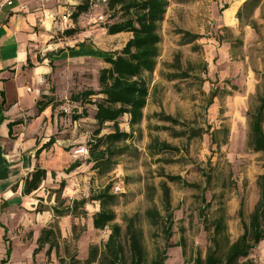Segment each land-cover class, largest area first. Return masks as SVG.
<instances>
[{"label":"rangeland","instance_id":"1","mask_svg":"<svg viewBox=\"0 0 264 264\" xmlns=\"http://www.w3.org/2000/svg\"><path fill=\"white\" fill-rule=\"evenodd\" d=\"M89 1V12L73 23L72 27L79 29L77 33L66 36L63 31L68 28L57 29L50 39L37 42L35 49L38 64L44 60L49 65L43 81L47 92L44 93L54 98L47 137L60 139L63 154L73 155L74 149L83 145L89 153V142L96 129L92 102L102 97L91 96V102L81 106L70 99L71 94L98 90V72L106 65L104 53L119 51L128 39L127 33L110 35L106 31V25L118 20V14L113 15L102 0ZM206 1L204 18L193 17L192 13L187 17L176 14V23L169 20L171 11L164 17L159 28L161 41L156 65L152 72L144 74L149 95L143 119L135 127L133 140L126 142L129 149L116 158L118 164L111 171L99 174L93 170L85 183H77V199L109 182L120 184L122 191L112 190L118 196L113 207L116 221L124 227V215L138 214L148 260L157 248L164 247V239L161 226H150L145 211L156 207L166 216L162 200L167 190L171 218L165 222L172 220L173 234L165 264H194L195 257H204L209 246L206 228H211V221L219 214L225 218L229 240H235L242 232L238 217L240 200L244 198L248 214L258 199L256 179L262 172L263 160L262 153L248 146L247 112L254 108L258 94L264 93V0L245 7V0H222V6H233V29L223 27L219 19H209L207 6L211 2ZM73 6H68V10L72 11ZM99 15L103 16L101 20ZM36 85L29 84L35 94ZM55 91L59 95L64 92L65 97L55 96ZM213 91L217 95L210 102ZM83 108L87 116L72 120L71 116ZM21 119L23 124L30 117L25 114ZM119 125L129 130L125 117ZM46 127L43 123L40 126L43 133ZM110 131V124H105L99 135ZM155 140L168 147L153 148L157 145ZM88 156L77 159L84 163ZM59 162V171L64 172L67 164ZM62 200L58 193L54 205L60 210L65 208L64 204L59 205ZM85 208V216L62 222V230L59 228L57 234L59 248L51 252L49 262L44 247L38 253L43 261L35 264H59L62 260L73 264L87 257L91 245L102 246L108 230H95L91 221L98 203H88ZM250 256L264 261V240Z\"/></svg>","mask_w":264,"mask_h":264},{"label":"trees","instance_id":"2","mask_svg":"<svg viewBox=\"0 0 264 264\" xmlns=\"http://www.w3.org/2000/svg\"><path fill=\"white\" fill-rule=\"evenodd\" d=\"M256 1L245 0L243 7L250 3L254 4ZM103 3L107 9L114 13L113 15L118 14V20L106 25L107 33L110 35L127 33L128 39L119 51L104 53L103 61L106 65L98 72V90H80L70 96L72 101L82 106L86 102H91V96L102 95L101 98L92 102L95 106L93 119L96 129L89 142V156L86 160L91 164V169L96 170L99 174L111 171L118 164L116 158L127 152L130 144L126 142L133 140L135 127H139L141 124L143 109L149 95V84L144 74L152 72L156 65L161 41L159 28L165 17L169 0H105ZM91 6L89 0H83L72 7L73 10L70 12L74 24L78 22L80 15L89 12ZM237 17L240 20V11L237 12ZM78 31V27L74 26L65 29L63 33L66 36H72ZM216 95V92L213 91L210 95V102ZM4 97V91L0 90V122L4 119ZM53 106L52 94L43 93L35 102L37 113H41L48 107L53 109ZM86 116L87 110L83 108L80 113L72 115L71 119L75 121ZM124 117L129 130H125L119 125L120 119ZM247 117L248 146L253 151L262 153L263 160L262 172L256 179L258 199L248 214H245L244 198L240 200L238 217L242 232L233 241L229 240L223 214H219L211 221V228H206L209 232V246L204 257L199 255L195 257L194 264H258L250 254L259 242L264 240V93L258 94L257 103L253 109L247 112ZM21 123L22 119H17L8 124L10 137H13V127ZM105 124H110L111 131L99 135ZM53 142L54 137L51 136L42 148ZM120 142L124 144L121 145ZM155 142L157 145L153 148H158V150L168 147L165 142H158V140ZM80 163L79 160L74 161L67 171L73 170ZM45 176L46 170L36 167L25 178L23 193L29 194L37 190ZM62 186L63 182L56 191L55 200ZM112 187L113 183L109 182L99 190L90 192L89 195L82 198L72 200L64 198L59 204L65 205L64 210L54 206V217L48 226L41 229L36 240L37 246L33 250V257L46 247L44 254L49 262L51 252L53 250L57 252L59 248L57 242L58 217L63 215L85 216L87 214L85 205L97 202L99 208L92 214V227L98 231L107 228V237L102 246L91 245L87 257L82 261L77 259L73 264H165L168 258L167 249L172 246L170 238L173 234L172 220L168 223L165 222L168 221L167 218H171L167 190H164L162 200L166 216H162L156 207L145 211L150 226H161L164 239V247L157 248L154 256L148 260L147 251L143 245L142 228L138 224V214L124 215L122 218L124 227L116 221V212L113 207L118 196L113 193ZM73 239L76 240L77 237L73 236ZM10 252L11 245H8L1 264L8 262ZM59 264H65V262L62 260L59 261Z\"/></svg>","mask_w":264,"mask_h":264},{"label":"crops","instance_id":"3","mask_svg":"<svg viewBox=\"0 0 264 264\" xmlns=\"http://www.w3.org/2000/svg\"><path fill=\"white\" fill-rule=\"evenodd\" d=\"M203 1L206 0H169L165 18L170 11L169 20L176 23V14L187 17L192 13L193 17L204 18ZM209 1V19H219L223 27L233 29V6H222V0L206 2ZM12 2V5L0 6V90L4 91L5 96L4 119L0 122V264L8 245H11L12 250L6 264H35V261H43L39 254L33 257V250L41 229L48 226L54 217L56 191L61 182V198L77 199V183H85L93 175L91 164L87 162H81L73 170L67 171L70 164L78 159L70 153H62L59 138L56 137L51 145L42 148L50 139L47 132L52 109L48 107L41 113H34L36 100L41 93L46 92L43 81L49 73V65L44 60L39 65L36 60L37 42L53 37L58 29L55 21L57 17L80 0ZM229 10L232 12L228 13ZM198 32L203 33L201 30ZM77 53L78 56L81 52ZM33 82L37 84V94L29 89V84ZM63 94L59 95L55 91V96L59 98L65 97ZM25 114L30 120L24 119L23 124L15 125L13 137H10L8 124L24 118ZM42 123L47 124L44 133L40 129ZM59 160L67 164L64 172L59 171L62 166L60 162L58 164ZM36 167L46 170L45 179L37 190L25 194L24 180ZM83 172L86 173L81 175ZM70 217L59 216V228ZM260 259L259 263H263Z\"/></svg>","mask_w":264,"mask_h":264},{"label":"built area","instance_id":"4","mask_svg":"<svg viewBox=\"0 0 264 264\" xmlns=\"http://www.w3.org/2000/svg\"><path fill=\"white\" fill-rule=\"evenodd\" d=\"M103 2L105 0H102ZM12 0H2L0 3V6L3 5H12ZM23 5L21 6V9H23ZM103 18L102 15H99V20ZM57 22V28L63 29V28H70L73 26V20L71 18V12L69 10H65L62 14H60L57 19L55 20ZM88 155V149L86 146H80L73 151V156L79 157V156H87ZM112 190L117 193L122 191V188L120 184H113Z\"/></svg>","mask_w":264,"mask_h":264}]
</instances>
